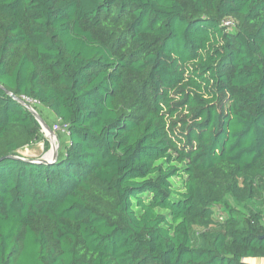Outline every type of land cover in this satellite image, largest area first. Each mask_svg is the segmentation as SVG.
<instances>
[{
    "label": "trees",
    "instance_id": "1",
    "mask_svg": "<svg viewBox=\"0 0 264 264\" xmlns=\"http://www.w3.org/2000/svg\"><path fill=\"white\" fill-rule=\"evenodd\" d=\"M5 90L65 126L54 163L8 158L41 127ZM263 235L264 0H0V264H253Z\"/></svg>",
    "mask_w": 264,
    "mask_h": 264
},
{
    "label": "rangeland",
    "instance_id": "2",
    "mask_svg": "<svg viewBox=\"0 0 264 264\" xmlns=\"http://www.w3.org/2000/svg\"><path fill=\"white\" fill-rule=\"evenodd\" d=\"M37 113L41 116L44 122L51 128L52 132L56 136V141L41 131V139L33 143L30 147H26L18 152L19 156L28 159H38L41 157H47L49 154L52 155L51 150L56 146L57 151H62L65 145L68 143L67 132L64 126L55 119V117L43 107L36 104ZM47 144L45 148L44 144ZM51 157V156H50ZM253 264H263L262 259L249 260Z\"/></svg>",
    "mask_w": 264,
    "mask_h": 264
},
{
    "label": "water",
    "instance_id": "3",
    "mask_svg": "<svg viewBox=\"0 0 264 264\" xmlns=\"http://www.w3.org/2000/svg\"><path fill=\"white\" fill-rule=\"evenodd\" d=\"M6 94L9 95V97L18 102L19 104H21L22 106H24L35 118V120L38 122V124L41 127V131H43L46 135H48L49 137H51L54 141H56V136L55 134L52 132L51 128L44 122V120L41 118V116L36 112V110L27 102H25L24 100L16 97L15 95L11 94L10 92L6 91ZM50 139V138H49ZM57 148L56 146L53 147V152H52V156L50 160H46L44 157L38 158V159H28V158H18V157H14V156H10L8 157L9 159H18L21 161H26V162H30V163H36V164H52L57 160ZM262 238H264V235L262 236Z\"/></svg>",
    "mask_w": 264,
    "mask_h": 264
},
{
    "label": "built area",
    "instance_id": "4",
    "mask_svg": "<svg viewBox=\"0 0 264 264\" xmlns=\"http://www.w3.org/2000/svg\"><path fill=\"white\" fill-rule=\"evenodd\" d=\"M233 22L232 21H230V20H227V21H225V22H223V26L224 27H227V28H229V29H231L232 27H233ZM25 100V99H24ZM25 101H27L28 103H30V104H37L35 101H32V100H29V99H26ZM64 126V125H63ZM64 128H65V126H64ZM66 129V128H65Z\"/></svg>",
    "mask_w": 264,
    "mask_h": 264
},
{
    "label": "bare ground",
    "instance_id": "5",
    "mask_svg": "<svg viewBox=\"0 0 264 264\" xmlns=\"http://www.w3.org/2000/svg\"><path fill=\"white\" fill-rule=\"evenodd\" d=\"M49 138H51V137H49ZM51 152H53L52 150H51ZM50 156H52L51 154H49L47 157H44L46 160H50L51 159V157Z\"/></svg>",
    "mask_w": 264,
    "mask_h": 264
},
{
    "label": "crops",
    "instance_id": "6",
    "mask_svg": "<svg viewBox=\"0 0 264 264\" xmlns=\"http://www.w3.org/2000/svg\"><path fill=\"white\" fill-rule=\"evenodd\" d=\"M264 261V259H262ZM264 264V263H263Z\"/></svg>",
    "mask_w": 264,
    "mask_h": 264
}]
</instances>
